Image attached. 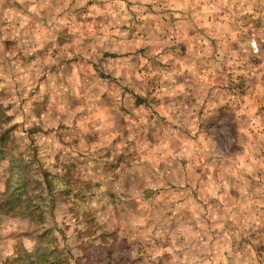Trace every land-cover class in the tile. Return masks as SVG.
<instances>
[{
	"label": "rangeland",
	"instance_id": "1",
	"mask_svg": "<svg viewBox=\"0 0 264 264\" xmlns=\"http://www.w3.org/2000/svg\"><path fill=\"white\" fill-rule=\"evenodd\" d=\"M6 129L0 264H264V0H0Z\"/></svg>",
	"mask_w": 264,
	"mask_h": 264
},
{
	"label": "trees",
	"instance_id": "2",
	"mask_svg": "<svg viewBox=\"0 0 264 264\" xmlns=\"http://www.w3.org/2000/svg\"><path fill=\"white\" fill-rule=\"evenodd\" d=\"M9 130H10V129H6L5 131H1V132H0V143L2 144V146H5V143L7 142V140L10 139L9 136L7 135V132H8ZM47 175H48V174H47V171L45 170V171H44V177L47 178ZM46 182H48V181L46 180ZM11 201H12V202H11ZM11 201L8 202V203H10V204H6V205H5V204H3V205L0 204V209L3 210V211H5L6 209H8V211H10V210H12V209L20 208L19 205L13 206V203L16 202V201L14 200V198H12Z\"/></svg>",
	"mask_w": 264,
	"mask_h": 264
}]
</instances>
